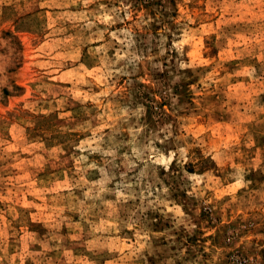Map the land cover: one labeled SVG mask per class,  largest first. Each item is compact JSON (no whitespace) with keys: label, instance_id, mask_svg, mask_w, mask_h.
<instances>
[{"label":"rangeland","instance_id":"rangeland-1","mask_svg":"<svg viewBox=\"0 0 264 264\" xmlns=\"http://www.w3.org/2000/svg\"><path fill=\"white\" fill-rule=\"evenodd\" d=\"M0 264H264V0H0Z\"/></svg>","mask_w":264,"mask_h":264}]
</instances>
